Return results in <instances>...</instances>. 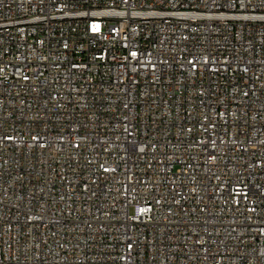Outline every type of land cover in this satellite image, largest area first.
<instances>
[{"label": "built area", "instance_id": "built-area-1", "mask_svg": "<svg viewBox=\"0 0 264 264\" xmlns=\"http://www.w3.org/2000/svg\"><path fill=\"white\" fill-rule=\"evenodd\" d=\"M0 264H264V0H0Z\"/></svg>", "mask_w": 264, "mask_h": 264}]
</instances>
